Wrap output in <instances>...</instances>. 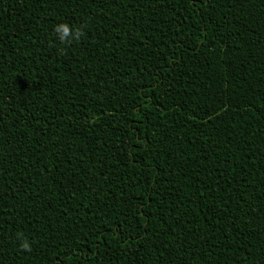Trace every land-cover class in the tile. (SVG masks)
I'll use <instances>...</instances> for the list:
<instances>
[{
  "label": "trees",
  "instance_id": "16d2710c",
  "mask_svg": "<svg viewBox=\"0 0 264 264\" xmlns=\"http://www.w3.org/2000/svg\"><path fill=\"white\" fill-rule=\"evenodd\" d=\"M0 264H264V0H0Z\"/></svg>",
  "mask_w": 264,
  "mask_h": 264
},
{
  "label": "clouds",
  "instance_id": "9594fccd",
  "mask_svg": "<svg viewBox=\"0 0 264 264\" xmlns=\"http://www.w3.org/2000/svg\"><path fill=\"white\" fill-rule=\"evenodd\" d=\"M56 32L59 34L60 39L63 40L65 36L69 35V28L67 25H57ZM25 247H27V245H25Z\"/></svg>",
  "mask_w": 264,
  "mask_h": 264
}]
</instances>
